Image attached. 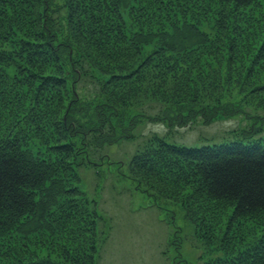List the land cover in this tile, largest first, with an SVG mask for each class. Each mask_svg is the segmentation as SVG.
<instances>
[{"label":"trees","instance_id":"1","mask_svg":"<svg viewBox=\"0 0 264 264\" xmlns=\"http://www.w3.org/2000/svg\"><path fill=\"white\" fill-rule=\"evenodd\" d=\"M150 124L128 181L206 201L204 264H264V0H0V264H96L76 170Z\"/></svg>","mask_w":264,"mask_h":264},{"label":"rangeland","instance_id":"2","mask_svg":"<svg viewBox=\"0 0 264 264\" xmlns=\"http://www.w3.org/2000/svg\"><path fill=\"white\" fill-rule=\"evenodd\" d=\"M234 126V120L215 121L206 126L173 129L169 137L180 147L205 146L213 141L218 144L229 138ZM165 132L161 125L136 126L135 140H122L98 149L94 155L98 158L104 155L106 162L102 159L93 167L77 168L81 192L71 203H82L83 195L88 200L86 208L95 216V229L100 237L96 264H204L208 258L203 246L208 245L202 244L197 231L205 217L206 201L190 199L192 190L180 192L165 185L168 191L160 188L150 192L128 181L127 172L142 139ZM35 151L36 148L32 154ZM76 159H83V154L78 153ZM168 173L164 176L169 180ZM174 178L178 179V175L173 173ZM206 223L212 228L209 216ZM34 251L32 247L31 252Z\"/></svg>","mask_w":264,"mask_h":264},{"label":"bare ground","instance_id":"3","mask_svg":"<svg viewBox=\"0 0 264 264\" xmlns=\"http://www.w3.org/2000/svg\"><path fill=\"white\" fill-rule=\"evenodd\" d=\"M173 173H174V174H177V172H176V168H174ZM177 175H178V174H177ZM174 179H175L174 181H176V182L179 180V178H178V179L174 178Z\"/></svg>","mask_w":264,"mask_h":264}]
</instances>
